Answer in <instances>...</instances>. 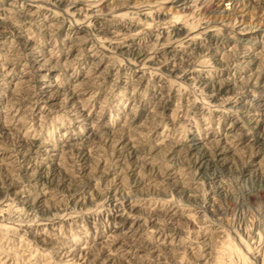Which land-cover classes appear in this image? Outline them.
<instances>
[{"label":"rangeland","instance_id":"obj_1","mask_svg":"<svg viewBox=\"0 0 264 264\" xmlns=\"http://www.w3.org/2000/svg\"><path fill=\"white\" fill-rule=\"evenodd\" d=\"M263 82L264 0H0V264H264Z\"/></svg>","mask_w":264,"mask_h":264},{"label":"bare ground","instance_id":"obj_2","mask_svg":"<svg viewBox=\"0 0 264 264\" xmlns=\"http://www.w3.org/2000/svg\"><path fill=\"white\" fill-rule=\"evenodd\" d=\"M236 41H238L237 43H239V44H242L243 46H248V45H250L251 43L252 44H254L253 43V41L252 40H250L249 38L248 39H246V38H241V39H239V40H236ZM251 57V60L248 62H246V63H256L255 62V60H256V58H255V56H250ZM245 58V57H244ZM256 73V72H255ZM224 86V85H223ZM262 86H264V82L262 83ZM262 100H258V101H256V107L254 108V109H251V110H249L250 111V113H249V115H248V122L249 123H251V124H253V126H252V128L253 129H255L256 130V133H257V141L259 142V141H261L262 143H264V130L263 131H261V128L264 126V116L263 115H261V113H259V112H262V107H260V102H261ZM261 109V110H260ZM264 128V127H263ZM260 142V143H261ZM202 142L201 141H199V139L198 138H192L191 140H190V145H189V147L190 148H192V149H195V150H198L200 153H201V160H200V163H201V165H205V164H210V163H213L214 162V158H218L219 156H221V154H222V150L221 151H217L214 155H212L206 148L204 149V147H203V143L201 144ZM187 145V146H188ZM186 146V147H187ZM44 148V147H43ZM257 148H259V147H257ZM186 149H188V148H186ZM185 149V150H186ZM45 150V149H44ZM190 150V149H189ZM257 153H256V156L257 155H259V152H261V149H258L257 151H256ZM45 153V152H44ZM50 153V152H49ZM197 153V152H196ZM195 154V153H194ZM211 154V155H210ZM262 155V154H261ZM51 156V155H50ZM196 156V155H195ZM199 156V155H198ZM41 158V157H40ZM264 158V157H263ZM262 159V158H261ZM260 161H262V160H260ZM263 162V161H262ZM262 162L260 163L259 161L256 163V165H260V164H262ZM200 165V164H199ZM206 166V165H205ZM38 178V177H37Z\"/></svg>","mask_w":264,"mask_h":264}]
</instances>
